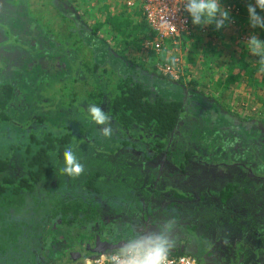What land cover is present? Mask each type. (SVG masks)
Here are the masks:
<instances>
[{
  "label": "rangeland",
  "instance_id": "rangeland-1",
  "mask_svg": "<svg viewBox=\"0 0 264 264\" xmlns=\"http://www.w3.org/2000/svg\"><path fill=\"white\" fill-rule=\"evenodd\" d=\"M127 1H131L132 6H128ZM250 3H254V0H220L223 9L231 7L236 12L234 15L229 13L231 18L222 28L217 30L214 23H192L187 33L177 37L170 35L171 37L163 39V36L149 27L140 0H96L95 3L94 0H0V81L17 79L22 81L20 86L26 85L30 90L36 84L37 78H41L35 77L37 74L48 76L65 69L64 63L52 57V43H64L72 48L77 41L76 37L70 34L73 27H67L69 22L59 24L57 14H54L55 9L59 14L62 13L83 26L87 32L80 39L78 33H74L82 45L85 42L86 46L96 52L97 60H102L99 49L102 42L108 46L110 57L121 62L123 66L138 71L142 77L159 82L161 86L153 84L156 89L165 92V95L187 100L195 118L193 123L196 128L180 134L171 147L164 151H169L167 159L165 153H161L149 160L150 153L144 151L147 144L145 132L124 133L112 122L114 133L111 138L106 139L100 135L94 122L89 125L82 124L81 119L69 121L68 116L72 117L71 114L79 115L77 111L59 112L57 119L66 123V126L74 123L73 132L80 144L78 149L84 152V156L91 157L92 163L96 162L100 167L103 165L107 170L113 171L116 166V172L119 169L124 170L119 174L124 182L121 180L118 187L112 188L110 200L119 202L125 198L128 208H134L129 205L132 203V196L123 194L119 189L124 185L130 187L128 172L131 175L134 172L133 176L138 177L141 172L139 167H132L134 169L131 172L129 165L124 166L129 162L125 158L122 159L125 155L133 156L142 164L148 161V164L146 162L143 165L144 177L148 181L159 177L154 178L153 174L162 173H159L160 169L153 170L158 165L166 168L172 176L177 175L178 170L172 166L169 158L172 157V161L178 164L183 151L192 152L194 156L188 159L184 172H179L181 176L178 178L181 182L176 185V189L193 194L198 187L204 192L206 189L209 192L215 190L216 193L225 183L240 184L249 193L234 196L226 209L224 206L205 205L204 201L191 204L196 212L201 211V216L208 219L210 214H214L218 220L232 222L229 223V231H237L257 224L258 216L252 215L250 211L258 212L257 214L262 210L264 212V72L258 70L251 79L244 75L235 85L229 88L224 86L231 72L234 75L237 73L238 56L243 51H246V62L250 61L252 66L257 64L256 56L248 52L245 45V41L254 34L247 11ZM257 13L264 17V11L259 8ZM108 18L111 22L109 25L104 23ZM116 22L122 24L117 34L111 31L112 23ZM173 57L177 63L171 66L170 60ZM165 85L167 87H164ZM47 91L46 96L50 97L51 89ZM24 98L26 101L23 103H28L32 97L25 95ZM1 130L0 150L3 149V138L18 140L23 134L21 130L13 127ZM120 142H130L138 149L120 147ZM110 153L114 160H108ZM196 155L199 158L194 160ZM228 155V160L234 161V164L228 167L211 166L210 163L203 165L209 160L226 158ZM241 165H246V168ZM176 201L171 202L173 212L170 204L169 208L163 204L164 211L168 210L166 219L175 221V229L186 222L179 206L174 203ZM216 202L220 203L219 200ZM212 208L220 209L215 212ZM99 210L101 218L89 224L73 223L66 228L57 219L48 225L45 232L40 231L39 242L41 241L43 256L40 254L39 259H42L44 264H67L72 260V252L92 258L95 255L84 251L87 244L92 246L96 235L103 236L112 243H122L135 232L156 228L144 225L141 216L136 214H118L117 210L104 200L101 201ZM155 212L157 215H164L160 211ZM153 218L157 219L156 216ZM194 233L195 235H192L187 232L194 244L187 246L184 253L194 256L199 264H222L215 259L216 256L206 255L207 252L200 244L205 240L201 241L199 231L195 230ZM227 235L229 236L228 232ZM19 255L16 247L14 255L5 253L1 260L4 264H11L9 258ZM65 258L68 261H64ZM239 262L240 259L232 256L230 261L227 259L223 264Z\"/></svg>",
  "mask_w": 264,
  "mask_h": 264
},
{
  "label": "trees",
  "instance_id": "trees-1",
  "mask_svg": "<svg viewBox=\"0 0 264 264\" xmlns=\"http://www.w3.org/2000/svg\"><path fill=\"white\" fill-rule=\"evenodd\" d=\"M55 13L59 24L64 25L69 22L70 26L67 27H73L70 34L76 37L78 43L77 45L75 42L72 48L64 43V46L56 42L52 43L54 45L52 57L64 63L65 69L48 76L37 74L35 77L41 78H37L36 84L30 90L26 85L20 86L22 81L17 79L0 81V130L13 127L23 132L18 140L3 138V149L0 150V264H4L1 256L5 253L14 255L16 247L20 255L9 258L11 264H44L43 260L39 259V255H42L40 231L45 232L57 219L66 228L73 223L89 224L96 221L101 218L99 209L103 200L114 207L118 214L130 212L132 215L141 216L140 212L151 207V211L159 209L166 219L168 210L164 211L163 208L167 205L169 208L172 200H177L174 203L184 210L182 211L184 215H188L190 210H195V207L192 208L194 203L203 201L205 203L207 199H212L213 191L211 193L206 189L204 192L197 187L193 197L190 193L176 189V185L181 182L178 178L181 176L180 173L184 172L188 159L194 156L192 152L183 151L178 164L172 161V157L169 158L173 163L172 166L178 170L177 175L172 176L165 170L166 168L158 165L157 169L153 168V170L160 169L159 173H162L153 174L154 178L159 177L148 181L145 180L143 168L148 161L142 164L133 156L125 155L122 159L125 158L129 162L124 166L129 165L131 172L134 169L132 167H139L141 172L140 177L133 176L134 172L132 175L128 172L130 187L124 185L119 189L123 194L132 196V203L129 205L134 208H128V201L125 198L120 199L119 202L110 200V191L118 187L122 180L119 174L121 175L124 170L119 169L116 172L117 166L113 171L107 170L103 165L100 167L96 162L92 163L91 157L84 156V152L78 149L80 144L73 132L74 123L66 126V123L57 119L59 112L77 111L79 115L71 114L72 117L68 116L69 121L81 119L82 124L91 125L93 122L87 116V106L95 104L101 107L124 133L145 132L147 144L144 151L150 153L149 160L161 153H165L167 159L169 151H164L171 147L180 134L196 128L193 123L195 118L191 114L192 110L187 100L165 95V92L156 89L153 84L161 86L159 82L142 77L138 71L129 69L110 57L108 46L103 45L102 42L99 44L102 60H97L96 52L86 46L85 42L82 45L79 40L87 30L62 13L59 14L56 9ZM104 23L109 25L111 22L108 18ZM112 25V32L116 34L120 32L119 29L122 28L120 22ZM254 34L264 41V29L256 27ZM245 55L246 51H243L238 56L237 73L234 75L231 72L225 80V88L235 85L244 75L251 79L256 71H260L258 64L252 66L250 61L246 62ZM257 60L258 57L255 61ZM47 89H51L50 97L46 96ZM25 95L32 97L29 102L27 101L28 103H23L26 101ZM1 131L0 135H2ZM119 145L138 149L130 142H120ZM69 146L74 149L85 167V172L78 178H70L60 172L63 166V153ZM110 155L112 153L107 156L108 160H114ZM198 158L196 155L194 160ZM228 158L229 155L221 158L217 163L215 161L218 158L209 160L203 165L210 163L211 166L228 167L234 164V161H229ZM245 166L241 165L246 168ZM121 182H124V179ZM216 193V198L221 204L219 207L224 206L226 209L228 202L234 196L241 193L247 195L249 192L238 183L228 182ZM250 213L258 216L257 224L237 231H229L228 226L232 222L223 221L222 228L214 230L218 235L222 231V238L220 237L221 240L218 242L215 238L212 240L207 251L209 257L216 256L215 259L222 264L227 259L230 261L232 256L240 259L239 264H264V212L262 210L259 214L253 211ZM197 222L199 223L198 219ZM195 227L192 226V231L196 228L198 231V224ZM181 230L192 232L190 227H183ZM200 230L199 237L202 239L206 237L207 232L202 231V228ZM200 244L203 249L206 248L204 243ZM169 255L174 254L169 252ZM67 258L63 260L68 261ZM67 264L76 263L69 260Z\"/></svg>",
  "mask_w": 264,
  "mask_h": 264
},
{
  "label": "clouds",
  "instance_id": "clouds-1",
  "mask_svg": "<svg viewBox=\"0 0 264 264\" xmlns=\"http://www.w3.org/2000/svg\"><path fill=\"white\" fill-rule=\"evenodd\" d=\"M183 4L194 25L215 24L217 30L229 20V12L221 7L220 0H179ZM257 8L264 11V0H254L247 7L249 22L252 28L264 29V17L257 13ZM246 48L253 56L260 71L264 72V41L255 34L245 41ZM177 63L175 57L171 58L170 65ZM87 116L98 126L101 136L111 138L114 133L111 116L101 107L90 104L86 109ZM60 172L70 178H78L85 172V167L69 146L63 153V166ZM175 221L165 219L154 229H145L135 232L122 242L116 250L101 252L98 257L84 258V264H167L170 250L174 247L173 232Z\"/></svg>",
  "mask_w": 264,
  "mask_h": 264
},
{
  "label": "built area",
  "instance_id": "built-area-1",
  "mask_svg": "<svg viewBox=\"0 0 264 264\" xmlns=\"http://www.w3.org/2000/svg\"><path fill=\"white\" fill-rule=\"evenodd\" d=\"M143 5L146 21L155 32L163 39L172 36H179L187 33L191 28L190 15L183 10V4L179 0H140ZM128 6H132L131 1H127ZM231 14H236L235 10L227 7ZM95 255L92 258L98 257ZM84 264V260L82 263ZM167 264H199L196 258L189 255H168Z\"/></svg>",
  "mask_w": 264,
  "mask_h": 264
},
{
  "label": "crops",
  "instance_id": "crops-1",
  "mask_svg": "<svg viewBox=\"0 0 264 264\" xmlns=\"http://www.w3.org/2000/svg\"><path fill=\"white\" fill-rule=\"evenodd\" d=\"M96 2V0H94V3ZM221 158H218V160H216L215 162L217 163L219 160H220ZM211 161H213V160H211ZM205 166H207V165H205ZM204 166V167H205ZM212 166H215V165H212ZM217 166H222L221 168H224L225 167V165H217ZM222 187V186H221ZM220 187V188H221ZM219 192V191H218ZM213 195L211 196L212 197V199H207L206 201H205V203H207V204H210V205H214V206H218L219 207V205L218 204H220V203H217L216 201L218 200L217 198H216V194L217 193H215L214 191H213V193H212ZM192 197H193V194H190ZM221 205V204H220ZM177 207H178V205H176ZM172 205L170 206V208H171V211L173 212V209H172ZM179 209H180V211H181V214L183 215V217H184V220H186V222H184V225H182V224H180V226L178 227V228H176L175 230H174V232H173V239H174V247L170 250V253H172V254H174V255H171V256H178V255H189V256H192V255H190L189 253L187 254V253H184V250H185V248L187 247V246H192L194 243L192 242V238L187 234V232H185V230L183 231V230H181L183 227H185V228H189L190 227V230L192 231V226L194 227V226H196L197 227V224H198V231H200V233H201V230H200V228H202V231L204 230V232H207L206 233V237H203L202 239H201V241L202 240H205L204 241V244L203 245H205V249H203V250H205L206 252L207 251H209V245H210V243L212 242V240L215 238V241L217 240V242L218 241H220L221 240V238H222V231H220V235H218V233L216 234V231L219 229V228H222V226H223V221H221V220H218V219H216L215 218V215L214 214H210V217H208V219L207 218H205V217H203V216H201L200 215V213H197L194 209L193 210H190V213L188 214V215H184V212H182V211H184V210H182L181 208H180V206H179ZM212 209H214V211L215 210H219L220 208H212ZM189 210V209H188ZM156 211V210H155ZM152 212L151 211V207H149L148 208V210H145V211H142L141 213H142V215H141V220L143 221V223H144V225H148V226H157L160 222H162L163 220H165V216H161V215H157V213L156 212ZM157 211H159V209L157 210ZM211 212H213V210H211ZM216 212V211H215ZM154 214H156V215H154ZM190 214H193V216L192 215H190ZM199 214V215H198ZM153 216H156L157 217V219L156 218H153ZM200 216V217H199ZM152 219H153V222H151L152 221ZM194 219V220H193ZM197 219L199 220V223L197 222ZM138 220V219H137ZM192 220H193V222H192ZM187 221H189V222H187ZM207 223H209V225L207 224ZM188 224H190V226H187ZM195 227V228H196ZM196 230H197V228H196ZM206 230V231H205ZM214 230H216V231H214ZM194 231V230H193ZM189 232L190 234H192V235H195V233L194 232ZM213 234H214V236H213ZM96 236H99L101 239H103V240H106V239H104L103 238V236H100V235H96ZM95 236V237H96ZM213 236V237H212ZM95 237H94V239H95ZM221 237V238H220ZM212 238V239H211ZM107 241H109V240H107ZM214 241V242H215ZM109 242H111V240L109 241ZM194 242H195V240H194ZM203 248V247H202ZM206 255H208V254H206ZM209 256V255H208ZM192 257H194V256H192ZM82 261L84 260V258L83 259H81ZM82 261H78V263L79 262H81L82 263Z\"/></svg>",
  "mask_w": 264,
  "mask_h": 264
},
{
  "label": "water",
  "instance_id": "water-1",
  "mask_svg": "<svg viewBox=\"0 0 264 264\" xmlns=\"http://www.w3.org/2000/svg\"><path fill=\"white\" fill-rule=\"evenodd\" d=\"M122 243H112L107 240L101 239L99 236H96L94 239V242L92 246L90 244H87L85 246V252H88L92 255H100L101 252L107 251V250H116L120 247ZM84 256L79 252H72L70 254V259H72L73 262H78L79 260L83 259Z\"/></svg>",
  "mask_w": 264,
  "mask_h": 264
}]
</instances>
